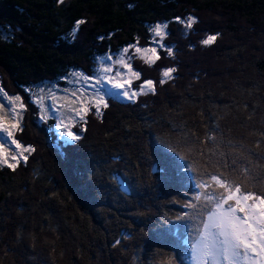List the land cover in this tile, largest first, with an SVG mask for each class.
I'll use <instances>...</instances> for the list:
<instances>
[{
    "label": "trees",
    "instance_id": "obj_1",
    "mask_svg": "<svg viewBox=\"0 0 264 264\" xmlns=\"http://www.w3.org/2000/svg\"><path fill=\"white\" fill-rule=\"evenodd\" d=\"M188 16L198 20L190 30L175 20ZM79 20L86 23L72 39ZM165 23L172 56L151 31ZM209 35L216 40L202 44ZM137 42L160 59L149 66L130 48L141 73L131 87L152 80L155 93L106 97L102 115L91 107L72 128L82 139L67 146L56 120L42 118L37 89L65 90L73 73L94 78L103 59ZM173 67L160 84L161 70ZM209 69L228 81L222 94L242 90V75L239 83L264 76V0H0V89L21 97L25 122L14 136L34 149L14 170L0 164V264H189L199 221L185 205L196 182L222 174L264 191V126L227 141L229 117L205 114ZM178 131L195 137V154L175 142ZM179 157L182 174L173 177ZM165 178L176 192L156 190Z\"/></svg>",
    "mask_w": 264,
    "mask_h": 264
},
{
    "label": "snow or ice",
    "instance_id": "obj_2",
    "mask_svg": "<svg viewBox=\"0 0 264 264\" xmlns=\"http://www.w3.org/2000/svg\"><path fill=\"white\" fill-rule=\"evenodd\" d=\"M60 2L62 3L63 0ZM175 20L188 30L198 22L197 18L193 16H188L186 19L176 17ZM84 23L86 21L83 20L75 23L70 33L72 39L78 35L80 26ZM167 28V23L157 24L152 27L151 31L156 37H159L160 47L166 49L167 54L172 56V48L162 43L169 34L166 31ZM184 34L187 35V32ZM215 40V35H209L201 43L209 45ZM130 48H135V52L139 53L149 66L160 59L156 48H141L137 42L136 45L125 47L122 54L116 58L115 63L121 69H127L126 72L117 69L114 76L109 75L112 72V66H105L102 69V74L95 78L94 83L87 84L88 88L94 89L90 95L81 92L77 96L73 92L72 95L75 96V99L72 103L79 106L69 109L70 112L75 113V117H72L68 125H64L62 139L67 138L65 139L67 146H74L75 142L82 139L78 133L71 130L70 125L75 118L78 117L83 121L84 115L90 110L89 105L96 108V115H102L101 108L108 107L106 97L111 96L113 90L118 91L121 97L133 100L138 95H146L148 92L155 93L157 82L152 80H144L137 89H132L131 78L140 80L141 73L132 67V58L127 55ZM106 59L111 60L112 57L108 56ZM161 72L163 78L159 83L163 84L167 80L173 79L172 73L176 72V68L162 69ZM79 78L86 82L90 80L87 76ZM109 83L112 84L111 89L108 88ZM14 100L21 101L20 112L14 111L7 103L3 105L9 108L8 115L13 121L11 125L6 126L3 118L0 117V163L7 164L13 170L21 160L27 161L25 152L34 151L31 146L23 145L14 136L13 130H23L20 121L24 110L21 97L16 96ZM36 103L43 107V97H40ZM60 123L63 124V121ZM5 149L13 153L10 159L16 163L9 162V158L5 155ZM194 187L197 192L185 205L191 216H188V213L185 215L189 219L199 221L195 237L187 241L188 246L185 249L189 264H264V194L249 191L242 183L229 180L222 174H209L208 179L196 182Z\"/></svg>",
    "mask_w": 264,
    "mask_h": 264
},
{
    "label": "rangeland",
    "instance_id": "obj_3",
    "mask_svg": "<svg viewBox=\"0 0 264 264\" xmlns=\"http://www.w3.org/2000/svg\"><path fill=\"white\" fill-rule=\"evenodd\" d=\"M262 44H259V47H262ZM139 54V53H138ZM116 57H112L111 60L109 59H103L100 64L99 67L97 69V74L94 78H90L89 81H84L83 79H80L79 77L85 76L81 73H73L69 78L68 82H69V87L67 89H58L57 87H51V88H47V87H41L39 89H37V101L40 99V97H43V107H40V112L43 118H54L56 120V127L58 128L57 134L59 135V139L63 142H65V139H62V132L64 131V125H68L70 123V120H72V117H75V113L74 112H70L69 109H74L77 108L79 105L78 104H73L72 101L75 99V96L72 95L73 92L76 93L77 96L80 95L81 92H84L88 95L91 94L92 91H94V89L88 88L87 84L88 83H94L95 78L102 74V69L105 66H112V72L109 73V75H115V71L117 69L126 72L127 69H121L120 66L118 64L115 63L116 61ZM144 60V59H143ZM210 67V66H209ZM209 73H207V75H205L204 79V85H207V88L205 90H208L206 93L207 94V112L206 117L207 119L211 120H215L216 115L218 114H223L227 117H229L228 119H225V122H227V124L225 125V129L227 130L226 133V138L227 141H231L232 139H234V137H236L237 133L241 134L244 133L247 135V132H245V129H248L250 126L255 125L256 123L258 124V127H262L264 126L262 122L261 123V116H264V111L263 108H261V103H263V97H264V76L262 75H253L250 78L243 80V83L240 82L239 83V79L242 78V76L239 77V79L237 80L236 84L240 85L242 90L237 89L236 87H234V91L235 93H233V88L231 90V93L229 91L224 92V94H222L221 91V87H224L227 85L228 81L226 80L223 84L220 82V80H218V78L216 79L214 76V72L212 69L208 71ZM135 78H131V81H134ZM119 82V81H117ZM211 85V86H210ZM127 86V85H126ZM108 88L111 89L112 88V84L109 83L108 84ZM79 90V91H77ZM122 91V90H120ZM241 96H245V98H242V102L237 103L236 100L240 99ZM16 96H9L6 95L1 89H0V117L3 118V122L5 123L6 126H10L11 123L13 122L12 119L9 117L8 113H9V108L4 107V104H9L11 106V108L16 111V112H20V104L21 101H15L14 98ZM109 97H115L119 100H124L126 98L121 97L118 94V91L113 90L112 91V95ZM239 97V98H237ZM257 98V99H256ZM257 100L259 101L258 104H256ZM245 104V105H244ZM38 105V104H37ZM227 105V106H226ZM24 106V105H23ZM247 106V107H245ZM89 107H93L90 106ZM197 106L193 105L191 106L190 109L195 110ZM25 106H24V110L22 111V120L20 121L21 124H23L25 122L24 117H25ZM261 111H263V113L261 114ZM90 112V111H88ZM87 112V113H88ZM194 112V111H193ZM192 112V113H193ZM248 112V116H245V113ZM256 112L260 113V116L257 117ZM208 115V116H207ZM85 117V115H84ZM250 118V120H249ZM19 119V118H17ZM24 120V122H23ZM60 121H63V124L60 123ZM85 119L83 121H81L78 117L75 118L74 122L70 125L71 126V130L74 126L78 125L79 123L84 122ZM23 122V123H22ZM224 123V118L222 120V124ZM248 123V126L245 124ZM175 130V129H173ZM177 130H180V127H177ZM18 130H13L14 135ZM73 131V130H72ZM248 131V130H246ZM175 142L178 143L181 146V149L184 153L186 154H190L191 153L195 154L196 147H195V137H193L192 135H185L181 132H177V135ZM189 138V141H185L186 138ZM223 140V138H220V142ZM229 143V142H228ZM235 147L234 153H236V155H238L237 152V147L236 145H233ZM14 147V146H13ZM171 150V149H169ZM5 151V155L9 158V162H12L10 157L13 154L12 152H9L7 149L4 150ZM194 151V152H193ZM156 152L153 151L151 153L152 157H154L156 154ZM28 153L25 152L24 155H27ZM150 155V156H151ZM189 156V155H187ZM208 157H210V154H208ZM214 157V156H213ZM212 158V157H211ZM215 158V157H214ZM173 161V172H171V176L174 177L175 175V170L180 174H182V168H179V163L177 162H181L182 159L181 157H179L178 159H172ZM15 162V161H13ZM3 164V163H0ZM174 174V175H173ZM178 174V175H179ZM170 176V178H171ZM182 178V177H181ZM175 180V179H174ZM169 178H165V182L162 181H156V190L158 189H162L163 190H175L173 188V183L172 182H168ZM255 191V189H254ZM176 192V191H174ZM257 192V191H255ZM264 191L261 193L263 194Z\"/></svg>",
    "mask_w": 264,
    "mask_h": 264
}]
</instances>
